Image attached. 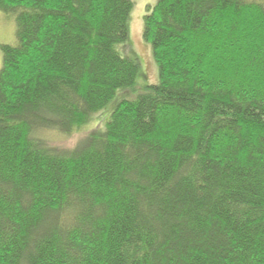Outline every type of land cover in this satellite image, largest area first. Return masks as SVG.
<instances>
[{
  "label": "trees",
  "instance_id": "obj_1",
  "mask_svg": "<svg viewBox=\"0 0 264 264\" xmlns=\"http://www.w3.org/2000/svg\"><path fill=\"white\" fill-rule=\"evenodd\" d=\"M132 9L0 0V264H264V0H156L140 89Z\"/></svg>",
  "mask_w": 264,
  "mask_h": 264
},
{
  "label": "rangeland",
  "instance_id": "obj_2",
  "mask_svg": "<svg viewBox=\"0 0 264 264\" xmlns=\"http://www.w3.org/2000/svg\"><path fill=\"white\" fill-rule=\"evenodd\" d=\"M133 9L129 18V37L127 46L121 55L130 59L137 60L139 63V72L137 74V89L146 85H156L159 83V74L156 63L152 56L151 46L143 40V18L148 12V7H152L156 0H131ZM16 23L14 15L0 12V45L14 46L16 44ZM1 67V52H0ZM134 92L120 91L116 97L109 102L102 110L94 114L91 120L84 125L80 131L70 135H62L55 131H44L41 133L43 138L49 140L55 146L71 148L82 138L94 129H102L117 104L122 100L134 99Z\"/></svg>",
  "mask_w": 264,
  "mask_h": 264
}]
</instances>
